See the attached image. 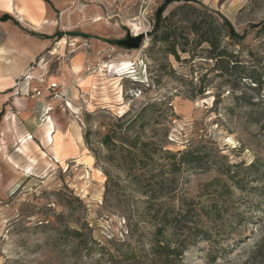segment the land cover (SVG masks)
<instances>
[{
	"label": "rangeland",
	"instance_id": "1",
	"mask_svg": "<svg viewBox=\"0 0 264 264\" xmlns=\"http://www.w3.org/2000/svg\"><path fill=\"white\" fill-rule=\"evenodd\" d=\"M163 2L17 0L24 15L0 24V52L43 44L26 73L32 79L25 74L12 88L23 101L14 109L26 114L10 109L0 119V264H143L159 216L185 209L192 210L190 229L168 238L186 250L170 264H264V131L228 91L216 106L213 90L195 96L190 64L152 41ZM198 2L246 33L247 48L261 49L264 0ZM134 24L146 36L131 50L117 41L138 34ZM53 81L63 83L69 104L52 99ZM83 93L82 124L75 112ZM149 102L156 104L137 126L146 118L151 124L129 138L158 140L174 153L202 144V165L180 170L153 145L147 157L118 139L103 143L109 130L120 133L123 115ZM55 129L68 141L64 134L50 139ZM196 225L205 231L195 237Z\"/></svg>",
	"mask_w": 264,
	"mask_h": 264
},
{
	"label": "trees",
	"instance_id": "2",
	"mask_svg": "<svg viewBox=\"0 0 264 264\" xmlns=\"http://www.w3.org/2000/svg\"><path fill=\"white\" fill-rule=\"evenodd\" d=\"M176 2L180 4L165 14L167 8ZM196 3H199L198 0H164L156 11L152 41L163 45L166 57L173 56L177 62L190 64V74H196L198 81L195 96H202L213 90L216 106L222 102L224 92L228 91L234 103L247 107L250 120L264 131V31L261 49H249L245 46L246 33L238 32L219 12L203 5L197 6ZM5 17L8 16L5 15L2 19L6 20ZM183 55L186 57H182ZM171 71L176 73L173 68ZM191 83H194V79ZM155 104H145L137 115L131 117L127 112L121 117L125 121L119 126L120 133L109 130L103 136V143L108 145L113 139H118L132 147L136 153L147 157H152L149 147L153 145V153L166 151L174 162H178L180 170L184 166L202 165L208 153L202 144H190L187 149L174 153L163 150L162 143L158 140L140 141L138 136L129 138L128 135L137 128L138 134L146 132V126L151 124L152 118L142 120L139 126L137 123ZM85 140L89 143V133H86ZM162 187L161 190L166 186L162 184ZM149 191L152 190L143 193L151 195ZM191 211L181 210L177 217H172L167 212L159 216L150 242V253L143 264H170L173 258L183 259L186 246L182 241L174 246L168 235L178 227L182 233L190 229L187 222L193 220H189ZM196 229L195 237L205 231L197 225ZM73 233L77 239H81L79 231Z\"/></svg>",
	"mask_w": 264,
	"mask_h": 264
},
{
	"label": "crops",
	"instance_id": "3",
	"mask_svg": "<svg viewBox=\"0 0 264 264\" xmlns=\"http://www.w3.org/2000/svg\"><path fill=\"white\" fill-rule=\"evenodd\" d=\"M16 1L17 0H0V24L8 21V19H2L5 15L12 17L13 19L24 15L22 12L17 11ZM10 4L13 6V10L9 9ZM23 19H25V17H23ZM42 46L43 44H38L35 52H15L14 49H8L6 52L5 47H3L4 52H0V119L9 117V114H11L9 113L10 109H13L12 115L18 114L24 116L26 114L25 110L19 111L14 109V107H17L19 104H23V101L15 96L12 92V88L14 87L16 80L24 76L36 62L37 58L43 53L40 52ZM11 50L14 51L11 52ZM27 132H29V135L32 134L30 131ZM27 132L22 134V136L25 137ZM63 134V132H57L56 129L52 133L53 136H63ZM64 137H66L65 140L68 141L69 136L64 134ZM83 142V135L76 139V143L79 146H81ZM27 143L30 144V142Z\"/></svg>",
	"mask_w": 264,
	"mask_h": 264
},
{
	"label": "built area",
	"instance_id": "4",
	"mask_svg": "<svg viewBox=\"0 0 264 264\" xmlns=\"http://www.w3.org/2000/svg\"><path fill=\"white\" fill-rule=\"evenodd\" d=\"M26 79L30 80L32 79V75L31 74H26ZM48 89L51 92V96L52 99H56V100H62L65 101V103H68V97H67V91L63 85V83L61 81H53L50 82L48 85ZM39 94V92H38ZM89 99L87 97H85V94H82V102L79 105V107L77 108V111L75 112L76 114V118L79 122H81L83 124V118L81 116V111H83L85 109V107L88 104Z\"/></svg>",
	"mask_w": 264,
	"mask_h": 264
},
{
	"label": "water",
	"instance_id": "5",
	"mask_svg": "<svg viewBox=\"0 0 264 264\" xmlns=\"http://www.w3.org/2000/svg\"><path fill=\"white\" fill-rule=\"evenodd\" d=\"M148 35V34H147ZM146 33L128 34L125 39L118 40L119 45L125 46L128 49H139L142 47Z\"/></svg>",
	"mask_w": 264,
	"mask_h": 264
},
{
	"label": "bare ground",
	"instance_id": "6",
	"mask_svg": "<svg viewBox=\"0 0 264 264\" xmlns=\"http://www.w3.org/2000/svg\"><path fill=\"white\" fill-rule=\"evenodd\" d=\"M9 8H10V10H13V6L10 5ZM134 25H135L136 33H139L140 27L138 26V24H134ZM49 137H50V139L53 140V135H51L50 133H49Z\"/></svg>",
	"mask_w": 264,
	"mask_h": 264
}]
</instances>
